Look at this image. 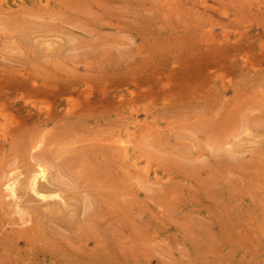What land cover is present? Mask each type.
I'll list each match as a JSON object with an SVG mask.
<instances>
[{
  "label": "rangeland",
  "instance_id": "1",
  "mask_svg": "<svg viewBox=\"0 0 264 264\" xmlns=\"http://www.w3.org/2000/svg\"><path fill=\"white\" fill-rule=\"evenodd\" d=\"M0 264H264V0H0Z\"/></svg>",
  "mask_w": 264,
  "mask_h": 264
},
{
  "label": "bare ground",
  "instance_id": "2",
  "mask_svg": "<svg viewBox=\"0 0 264 264\" xmlns=\"http://www.w3.org/2000/svg\"><path fill=\"white\" fill-rule=\"evenodd\" d=\"M40 167V169H39V173H38V175H34V177L36 178L37 176H40V177H44V175H45V173H46V169L44 168V167H42V166H39ZM35 178L34 179H32L33 181H32V183L35 181ZM10 181V180H9ZM15 180H14V178L12 179V181L11 182H8V184H6V186H7V189H8V192L10 191V196L12 195V196H14V193H16L15 192V182H14ZM31 183V184H32ZM35 184H36V182H35ZM32 188V187H31ZM33 188L35 189V186H33ZM33 189V190H34ZM38 191V190H37ZM36 191V192H37ZM38 193V192H37ZM40 196H42L43 198H46L47 197V195H44L43 193H38Z\"/></svg>",
  "mask_w": 264,
  "mask_h": 264
}]
</instances>
